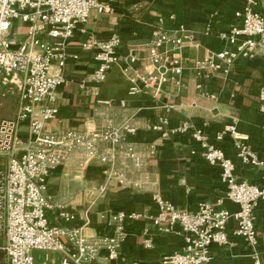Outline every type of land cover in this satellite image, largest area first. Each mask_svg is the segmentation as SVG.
Returning a JSON list of instances; mask_svg holds the SVG:
<instances>
[{
    "label": "built area",
    "instance_id": "built-area-1",
    "mask_svg": "<svg viewBox=\"0 0 264 264\" xmlns=\"http://www.w3.org/2000/svg\"><path fill=\"white\" fill-rule=\"evenodd\" d=\"M115 2L0 0V74L4 76L3 82L11 77L19 87L15 116L0 119V157L6 160L4 168L0 169V251L5 264H34L33 250L59 253L58 264H95L104 253L110 262L119 258V250L127 237L128 222L140 221L145 218L144 214L117 211L106 216L102 213L99 221L112 229L111 235L89 237L85 233L91 225L89 210L68 211L66 204L54 202L46 195V184L53 170L62 166L71 154L78 153L82 162L96 160L106 166L102 171L105 183L96 188L98 195L103 194L112 181L121 190H127L132 185L130 178L115 170L118 148L125 146L122 158L137 170L143 168L147 158L157 153L154 142L149 143L143 153L138 149L133 138L140 128L157 134L162 140L188 135L195 144L191 156L219 169L225 199L238 208L230 213L222 208L223 199H219L214 204L200 202L196 211L189 212L155 194L152 199L158 214L150 218L152 228L158 234H166L179 226L183 235L182 249L163 256L161 264H214L210 247L229 243L227 225L230 221L234 222L231 236L249 246L252 264H264L254 226L255 210L264 203V176L259 186L237 181L234 160L222 147L229 137L235 159L242 166L264 172V160L249 145L248 137L237 130V113L227 115V123L213 134L206 132L210 126L207 121L197 126L185 120L176 128L167 129L165 116L141 127L126 119L121 125H105L87 133L68 130L57 136L45 130L48 123L58 118L57 92L70 84L62 75H51V67L55 65L62 69L68 58L76 59L67 52V43L76 29L85 35L84 24L90 12L114 13ZM257 6L258 0H243L242 7L233 14L236 22L216 33H213L210 19L203 35L214 37L222 48L219 51L206 49L201 58L193 60L184 52L198 51L202 48L201 43L183 25L166 28L163 17H158L152 25L145 57L139 56L135 46H128L125 54L120 55L121 40L116 34L106 40L89 36L81 47L94 51V67L78 81V90L94 96L112 68L122 62V71L129 81V97L145 95L159 102L164 94L173 96L187 91L183 75L186 70H191L199 83L190 106L196 107V99L216 104L218 95L205 91L201 81L220 79L228 82L237 62L251 59L258 52L264 53V14ZM16 23L25 26V36L18 43L11 37ZM235 98L234 92L229 94L227 104L230 108H234ZM110 103L96 100L97 105L109 106ZM120 105L126 106L124 101ZM257 112L264 116V88L257 92ZM217 116L222 114L217 113ZM22 125L28 129L26 142L18 137ZM262 131L264 133V125ZM53 212L57 224L49 220V214ZM75 221H80L81 225L72 226ZM141 245L144 250L153 247V236L147 228L142 232Z\"/></svg>",
    "mask_w": 264,
    "mask_h": 264
},
{
    "label": "crops",
    "instance_id": "crops-1",
    "mask_svg": "<svg viewBox=\"0 0 264 264\" xmlns=\"http://www.w3.org/2000/svg\"><path fill=\"white\" fill-rule=\"evenodd\" d=\"M115 5L116 11L111 14L91 11L84 24L86 34H81L77 28L67 43V52L76 56V59L68 58L61 70L56 66L51 67L50 73L52 71L54 76H64L70 84L57 92L58 118L55 122L48 123L45 130L57 136L68 130L87 133L105 125H121L126 119L141 127L145 123L155 121L159 116H165L168 119L167 129L176 128L185 120H190L197 126L207 121L210 126L206 132L213 134L222 124L227 123L226 116L235 112L239 118L237 130L248 137L249 145L257 152L259 158L264 160V116L257 112V92L264 88L262 52H258L251 59L237 62L228 82L220 79L201 81L204 90L216 93L219 101L209 104L196 99L195 108L190 105L199 81L191 70H186L183 75L188 90L173 96L164 94L159 102H154L145 95H127L129 81L122 71V62L112 68L107 80L99 86L94 96L83 94L77 87L78 81L94 67V51L81 47L87 37L106 40L116 34L121 40L120 55L125 54L128 46H135L139 56L145 57L147 45L151 40L152 25L158 17H163L166 28L183 25L191 30L201 43L202 48L198 51L184 52L187 58L193 60L201 58L206 49L221 50L222 45L214 37L203 35L205 25L211 19L213 33L228 29L236 22L233 14L242 7L243 0H116ZM257 9L264 14V0H258ZM170 16H174L173 19H170ZM24 36L25 26L16 23L11 37L18 43ZM3 78L0 74V103L9 95L16 94L18 99V82L11 77L3 82ZM233 92L236 98L234 108H230L227 103L229 94ZM97 99L111 103L109 106L97 105ZM121 101L125 102V107H121ZM16 111L8 119L13 118ZM217 113L222 116H217ZM18 137L22 142L29 139L26 125L20 127ZM133 141L142 153L146 151L149 143L154 142L157 153L154 157L147 158L143 168L137 170L130 162H124L122 155L125 146L118 148L115 170L124 172L130 178L132 185L127 190H121L112 181L109 182L107 190L98 195L96 188L105 183L102 171L106 166L96 160L82 162L78 153L71 154L62 166L51 172L47 180L45 193L54 202L66 204L70 212L89 210L91 225L85 230L89 237L111 235L112 229L99 221V215L102 213L106 216L117 211L144 214V219L128 222L127 237L119 250V258L110 262L104 253L95 264H161L163 256L182 249L183 235L179 226H175L166 234L156 233L151 226L150 218L158 214L152 199L155 194L161 195L175 207L189 212L196 211L200 202L214 204L219 199H223L222 208L230 213L238 209L225 199L219 169L191 156L190 152L195 144L188 135L162 140L157 134L140 128ZM222 147L226 155L234 160L237 181L258 186L262 184L264 172L242 166L235 159L229 137L224 140ZM49 215L50 222L57 224L56 213ZM71 225L77 227L81 222L75 221ZM233 225V221L227 225V245L210 247L214 264H252L249 246L230 234ZM254 226L258 234V250L264 261V203H260L255 210ZM146 228L153 236V247L150 250H144L141 245L142 232ZM53 262L54 260L52 264Z\"/></svg>",
    "mask_w": 264,
    "mask_h": 264
},
{
    "label": "rangeland",
    "instance_id": "rangeland-1",
    "mask_svg": "<svg viewBox=\"0 0 264 264\" xmlns=\"http://www.w3.org/2000/svg\"><path fill=\"white\" fill-rule=\"evenodd\" d=\"M58 70H61V69L58 68ZM58 70L55 71L56 74ZM50 74L54 75L52 71ZM1 91H2V88H0V92ZM9 96H7V98H5L2 101V103H0V119H5V118L8 119L9 116L12 115V113H14L17 110L18 99H17L16 94L9 95ZM5 163H6V160L0 157V169L4 168ZM31 255L33 257L34 264H46L45 263L46 258L48 259L47 264H52L53 260H54L53 264H58L61 258V255L59 253L44 252V251H38V250L31 251Z\"/></svg>",
    "mask_w": 264,
    "mask_h": 264
},
{
    "label": "trees",
    "instance_id": "trees-1",
    "mask_svg": "<svg viewBox=\"0 0 264 264\" xmlns=\"http://www.w3.org/2000/svg\"><path fill=\"white\" fill-rule=\"evenodd\" d=\"M5 260H4V255L3 253L0 251V264H4Z\"/></svg>",
    "mask_w": 264,
    "mask_h": 264
}]
</instances>
